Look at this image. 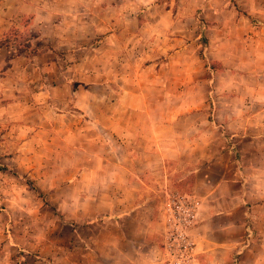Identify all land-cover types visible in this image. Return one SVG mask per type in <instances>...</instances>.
Listing matches in <instances>:
<instances>
[{"label":"crops","instance_id":"1","mask_svg":"<svg viewBox=\"0 0 264 264\" xmlns=\"http://www.w3.org/2000/svg\"><path fill=\"white\" fill-rule=\"evenodd\" d=\"M64 1L0 0L49 44H0V264H162L168 190L192 264H264V0Z\"/></svg>","mask_w":264,"mask_h":264},{"label":"built area","instance_id":"2","mask_svg":"<svg viewBox=\"0 0 264 264\" xmlns=\"http://www.w3.org/2000/svg\"><path fill=\"white\" fill-rule=\"evenodd\" d=\"M200 202L192 194L176 190L164 192L161 206L163 227L162 264H192L194 242L192 231L198 220Z\"/></svg>","mask_w":264,"mask_h":264},{"label":"rangeland","instance_id":"3","mask_svg":"<svg viewBox=\"0 0 264 264\" xmlns=\"http://www.w3.org/2000/svg\"><path fill=\"white\" fill-rule=\"evenodd\" d=\"M117 2L121 6H127L128 5L127 7H129L131 5V3H130L131 0H117ZM68 3H70V1L56 0V4L53 5V7H50V8H54L57 11V13H63L64 11L69 10ZM77 3H79V1H77ZM47 7H48V4H47ZM33 35H35V33L29 32V30L27 28L19 29V28H14L13 27V28H11L9 30L6 38L9 41L8 43H10V44H12L14 46L15 53H17L18 51H24L26 49L25 47L28 45V41H30V45H31L32 41L34 42V44H38V47H37V45H34L35 46L34 48L30 49V47H29L28 49H26L28 54H30V53L32 54V52L35 51L38 48H40V50H42V49H44V47H47L49 45L46 42H44L43 40H38V42L36 43V40L33 39ZM0 168H1V166H0ZM4 168H6V167H4ZM7 171H8V169L5 172H7ZM5 172H3V173H5ZM7 176L8 177H12V178L15 177V175H14V173L12 171H10ZM24 180H25V183H26V181H29L27 179H24ZM19 182H21V180ZM30 189H32V188L29 187V191H30ZM180 193L189 194V192H186V191H181ZM30 194L31 195H36L34 193L33 194L30 193ZM0 198L4 199V194H0ZM163 202H164V193H161L158 196V203H159L158 204V214H159V218H161V206H162ZM162 232H163V227H162ZM161 241H162L161 246H162V249H163V237L162 236H161ZM71 260H72V263H74L75 257H71Z\"/></svg>","mask_w":264,"mask_h":264},{"label":"trees","instance_id":"4","mask_svg":"<svg viewBox=\"0 0 264 264\" xmlns=\"http://www.w3.org/2000/svg\"><path fill=\"white\" fill-rule=\"evenodd\" d=\"M37 38V36L36 35H33V39H36ZM8 39L6 38V39H4L0 44L2 45V44H8ZM37 45V47H38V44H36ZM30 47V41H28V45L25 47L26 49H28ZM24 50V51H18L16 54H21V53H25L26 55L28 54L27 53V50ZM10 58H12V56L10 57ZM7 169L6 168H4V167H1L0 168V171L1 172H5ZM26 184L30 187V188H32V189H35L34 187H33V185L29 182V181H26Z\"/></svg>","mask_w":264,"mask_h":264}]
</instances>
